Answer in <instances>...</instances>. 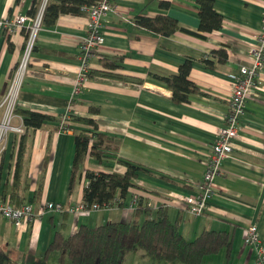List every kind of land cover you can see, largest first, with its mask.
I'll list each match as a JSON object with an SVG mask.
<instances>
[{"label": "crops", "instance_id": "1", "mask_svg": "<svg viewBox=\"0 0 264 264\" xmlns=\"http://www.w3.org/2000/svg\"><path fill=\"white\" fill-rule=\"evenodd\" d=\"M161 1L167 2V7H161ZM38 3L0 0V19L29 15ZM114 4L115 11L103 17L104 43L91 59L92 71L98 77L90 78L74 97L78 45L85 35L87 16L60 14L54 24H42L13 125L23 124L21 110L44 114L48 120L39 128H25L23 133H6L0 154V199L8 198L14 206L21 201L31 203L36 209L46 201L70 207L83 201L86 170L124 174L127 163L139 167L134 186L127 191L122 206L110 210L83 215L46 212L18 227L0 217V251L14 264H71L67 252L47 251L55 232L70 236L81 225L128 222L134 213L128 210V203L131 196L139 194L153 210V216L164 206L171 222L178 220L179 231L187 241L205 230L231 235L228 253L222 248L204 256L201 264H256L258 255L244 244L243 238L245 227L254 223L264 243V66L258 77L257 97L246 103L240 137L233 140L229 158L222 161L223 172L213 184L214 194L207 201V211L193 216L178 205L165 203L169 193L193 194L201 182L216 132L225 125L230 74L251 63L250 50L257 42L264 0H213L222 23L205 38L181 31L166 36L134 22L139 15H165L174 18L182 29L198 32L199 9L195 0H114ZM25 37L23 31L12 35L0 31V102L22 54ZM220 49L226 51L224 61L212 54ZM185 60L191 61L188 79L197 89L188 95L187 102L176 103L172 91L154 75L176 74ZM112 61L118 66H109ZM63 114L94 120L96 128L71 121L70 130L61 131ZM83 130L100 135L103 154L100 160L86 157L70 191L74 137ZM23 135L25 151L13 201L10 193L15 188ZM137 251L139 255L130 263L145 264L142 250H133L125 257ZM157 262L163 263L153 264H182Z\"/></svg>", "mask_w": 264, "mask_h": 264}, {"label": "trees", "instance_id": "2", "mask_svg": "<svg viewBox=\"0 0 264 264\" xmlns=\"http://www.w3.org/2000/svg\"><path fill=\"white\" fill-rule=\"evenodd\" d=\"M99 1L47 0L42 24L45 26L54 24L60 14H82L84 13L82 11L83 6H91ZM38 2V5L33 6L27 16L34 17L36 15L41 0H38ZM195 2L199 9L198 32L182 29L174 18L165 15H157L153 18L139 15L134 18V22L147 30L166 36L175 31H181L192 36L205 38L206 33L218 30L221 27L222 16L214 10L213 0H195ZM159 5L164 8L168 4L161 1ZM212 54L220 56V61L226 59L224 49L213 50ZM116 61H121V59ZM116 61H112L108 65L117 67ZM190 69L191 61L185 60L179 66L176 74L169 76L154 75V78L165 83L172 91V98L176 103L187 102L188 95L197 89L188 79ZM91 75L97 74L91 71ZM20 114L23 116L25 128H39L48 120L46 115L38 112L21 110ZM70 120L96 128L94 120L76 116H70ZM25 143L26 136L23 135L17 155L15 188H11V200L14 199V194L17 193L16 189L19 188L20 184L19 176ZM74 144L75 153L69 185L70 191L74 187L76 176L81 173L86 157L89 155L100 160L103 154L100 150V135H94L89 130L77 133L74 137ZM126 166L127 169L124 174L86 170L83 201L88 205L96 203L103 206L114 203L115 199H121V203L118 205L122 206V200L129 188L134 186V179L137 177L139 170V167L135 165L127 163ZM21 204L22 201L18 202L16 207ZM155 215L153 216V210L146 204H140L134 211L132 219L125 223L107 221L94 227L81 225L70 236H64L60 231H56L47 251L67 252L66 256L71 264H122L125 255L133 250H142L156 261L201 264L203 257L206 255L216 253L222 248L226 249L227 253L230 251L232 239L229 233L205 230L194 240L187 241L179 231L178 220L171 222L164 206H160ZM139 218H142V220L139 221ZM0 264L14 263L4 252L0 251Z\"/></svg>", "mask_w": 264, "mask_h": 264}, {"label": "built area", "instance_id": "3", "mask_svg": "<svg viewBox=\"0 0 264 264\" xmlns=\"http://www.w3.org/2000/svg\"><path fill=\"white\" fill-rule=\"evenodd\" d=\"M47 0H41L36 15H15L9 18L0 19V31L6 35H12L17 31H23L26 35L22 54L14 65L10 77L7 94L0 102L2 116L0 119V154L4 149V141L7 132L23 133L24 124L13 125L15 110L19 104L20 92L22 90L25 75L29 65L31 54L36 44V38L42 27V18ZM82 11L87 16L85 35L81 37L78 45V70L72 89V96L82 92L91 75V59L95 51L104 43L103 17L111 11H115L114 0H100L94 5L83 6ZM251 63L240 67L238 73L230 74L232 78L231 95L223 119L225 125L219 127L216 137L207 159L206 169L201 182L196 184V192L181 198L167 199L166 205L176 201L186 206L190 215L199 216L207 211V201L213 196V182L218 178L221 163L229 158L232 151L233 140L240 137L242 124L246 119V103L249 99L257 97L259 86V73L264 66V14L261 19V26L257 35V42L250 50ZM70 116L63 114L59 123L61 131L70 130ZM242 123V124H241ZM121 199H115L112 205L99 206L96 203L88 205L80 201L70 207H64L59 202L46 201L37 209L31 203H24L19 207L12 205L8 198L0 199V217L10 220L15 226L23 223H30L35 218L42 217L46 212L64 213L69 212L76 215L88 214L91 211L102 210L103 208L116 207ZM140 204H145L139 194L131 196L128 203V210L134 212ZM243 242L257 253L256 264L264 262V243L261 240L256 224H249L245 227Z\"/></svg>", "mask_w": 264, "mask_h": 264}, {"label": "rangeland", "instance_id": "4", "mask_svg": "<svg viewBox=\"0 0 264 264\" xmlns=\"http://www.w3.org/2000/svg\"><path fill=\"white\" fill-rule=\"evenodd\" d=\"M8 87H9V82H8V84H7V87H6V90H5L4 94H3V97H4L5 94H7ZM0 111L2 112L1 109H0ZM1 116H2V113H1ZM0 119H1V118H0ZM241 124H242V123H241ZM213 143H214V142H213ZM212 145H213V144H212ZM208 157H209V155H208ZM208 157H207V159H208ZM206 164H207V160L205 161L204 172H205V169H206ZM221 164H222V163H221ZM204 172H203V175H204ZM222 172H223V171H222V169L220 168V172H219L218 177L221 175ZM202 178H203V176H202ZM216 180H217V179H215L214 181L212 180L213 184H214V182H215ZM177 196H179V197H181V198L185 197V196H183V195H179V194H176V193H169L167 199H175V198H177ZM173 204H174V205H178V207H179L180 209H182L183 211H186V209H187L186 206H185L183 203L179 202V201H176V202L173 203ZM105 205H106V204H105ZM110 205H112V204H110ZM102 207H104V205H103ZM113 207H114V206H113ZM35 209H36V208H35ZM110 209H112V206H111L110 208H103L102 210H110ZM96 211H97V210H96ZM92 212H95V211H91V212H89V213H92ZM186 212H187V211H186ZM40 217H41V216H40ZM35 219H37V218H35ZM139 253H140V251L133 252V254H132V253L128 254V256L125 257V261H124L123 264H132V263H130V262L132 261V258H133L135 255H139ZM144 255H145V258H142V259L145 261V264L163 263V262H157V261L152 260V258H150L149 256H147L146 254H144Z\"/></svg>", "mask_w": 264, "mask_h": 264}]
</instances>
